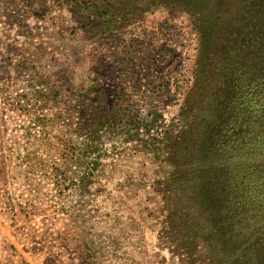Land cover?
Instances as JSON below:
<instances>
[{
	"label": "rangeland",
	"instance_id": "374dc122",
	"mask_svg": "<svg viewBox=\"0 0 264 264\" xmlns=\"http://www.w3.org/2000/svg\"><path fill=\"white\" fill-rule=\"evenodd\" d=\"M173 1L128 2L107 26L82 27L67 6L24 18L20 0H0V264H227L165 205L177 158L162 138L222 91L211 59L224 57L230 26L221 1ZM94 100L113 133L87 156L86 178L61 149L79 148L66 118Z\"/></svg>",
	"mask_w": 264,
	"mask_h": 264
},
{
	"label": "trees",
	"instance_id": "16d2710c",
	"mask_svg": "<svg viewBox=\"0 0 264 264\" xmlns=\"http://www.w3.org/2000/svg\"><path fill=\"white\" fill-rule=\"evenodd\" d=\"M99 1L101 11L96 0H20V11L25 18L33 10L45 11L48 4L67 6L82 27L90 25L89 19L105 27L128 2L141 0ZM152 1L156 5L169 0ZM198 1L173 2L190 11ZM217 1L230 26L224 57L220 60L216 54L218 60L211 59L213 69L224 77L223 89L220 94L204 96L199 108L186 115L179 132L164 133V148L172 154L173 144L177 158L174 171L163 182L164 193L176 200H166L165 205L180 210L176 216L180 226L193 225L197 230L191 240H203L227 264H264V0ZM215 75L210 72L208 79ZM93 103L90 114L80 119L77 115V122L68 119L74 113L67 115L70 132L82 142L79 148L73 144L61 149L62 156L83 160L86 178L95 170L93 163L86 164L87 156L96 151L103 132L113 133L112 116L96 111L101 101ZM65 113L53 120L65 118ZM36 121L41 119L36 117ZM58 175L65 177V172Z\"/></svg>",
	"mask_w": 264,
	"mask_h": 264
}]
</instances>
